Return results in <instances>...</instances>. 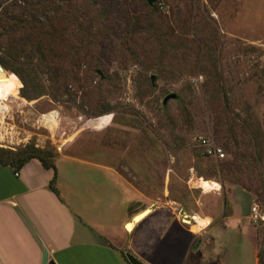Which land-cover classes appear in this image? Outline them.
Listing matches in <instances>:
<instances>
[{
	"label": "rangeland",
	"instance_id": "rangeland-1",
	"mask_svg": "<svg viewBox=\"0 0 264 264\" xmlns=\"http://www.w3.org/2000/svg\"><path fill=\"white\" fill-rule=\"evenodd\" d=\"M4 53L25 85L0 69L2 160L38 147L81 192L117 174L146 264H264V0H6Z\"/></svg>",
	"mask_w": 264,
	"mask_h": 264
},
{
	"label": "crops",
	"instance_id": "crops-1",
	"mask_svg": "<svg viewBox=\"0 0 264 264\" xmlns=\"http://www.w3.org/2000/svg\"><path fill=\"white\" fill-rule=\"evenodd\" d=\"M118 181L107 172L97 181L105 190L81 192L57 167L55 173L37 158L18 170L0 163V264H130L125 254L136 225L127 230L133 208L124 195L126 209L119 210L112 189ZM150 229V223L142 224L135 242L151 249ZM127 235L131 239L122 245ZM133 248L130 254L138 258Z\"/></svg>",
	"mask_w": 264,
	"mask_h": 264
},
{
	"label": "trees",
	"instance_id": "trees-1",
	"mask_svg": "<svg viewBox=\"0 0 264 264\" xmlns=\"http://www.w3.org/2000/svg\"><path fill=\"white\" fill-rule=\"evenodd\" d=\"M6 0H0V4L4 3ZM13 4V3H12ZM12 4L10 3L11 8H13ZM26 5H28L29 7H35L36 5H34L33 3H27ZM18 7V10L21 12L22 9L21 8H25V6L21 7V6H16ZM36 8V7H35ZM34 9V8H33ZM9 15L8 16H4L3 18V29H4V33L6 32V35L8 34V32H11L13 30H15L17 28V21L15 20V17L12 16L11 11H9ZM7 53H4L3 56H0V64L1 66L5 69V70H9L14 72L24 83L25 85V79L20 75V73L12 66L14 63V59H13V55L12 57H6ZM13 62V63H12ZM4 72L5 70L3 68H1ZM22 95L28 97V95H26V93L21 90ZM29 149V148H28ZM30 151L21 157H18L15 160H9V161H5L2 160L0 158V163H9L11 164L15 170H18L23 164H25V162H27L28 160L32 159V158H37L41 161V163L47 167V168H53L55 173H56V166L54 165L53 162H49L48 158L45 156L44 151H42L40 148L38 147H30L29 149ZM53 188V187H52Z\"/></svg>",
	"mask_w": 264,
	"mask_h": 264
},
{
	"label": "built area",
	"instance_id": "built-area-1",
	"mask_svg": "<svg viewBox=\"0 0 264 264\" xmlns=\"http://www.w3.org/2000/svg\"><path fill=\"white\" fill-rule=\"evenodd\" d=\"M199 145L203 148V152L209 157L223 158L225 155L223 149L214 143L213 140L201 138ZM249 216L253 220H261L264 218L255 204L251 205Z\"/></svg>",
	"mask_w": 264,
	"mask_h": 264
},
{
	"label": "bare ground",
	"instance_id": "bare-ground-1",
	"mask_svg": "<svg viewBox=\"0 0 264 264\" xmlns=\"http://www.w3.org/2000/svg\"><path fill=\"white\" fill-rule=\"evenodd\" d=\"M0 101H1V99H0ZM201 181V180H200ZM201 184V187H203V188H207L206 186V184L205 183H203V182H201L200 183ZM199 184V185H200ZM210 184V186L212 187V188H214L213 187V183H209ZM214 189H216V188H214ZM149 213V209H146V210H144L143 212H141V213H139V214H137L134 218H133V220H132V222L130 223V224H128L127 225V230L128 231H131L132 230V228L135 226V224L137 223V222H139L141 219H143L147 214ZM193 220L194 221H189L188 222V225H191L192 226V229H197L200 225H201V227L204 225V221H203V219H201V218H198V217H193ZM207 223V222H206ZM207 226H208V224H207ZM206 226V227H207ZM205 227V226H204ZM202 229V228H201Z\"/></svg>",
	"mask_w": 264,
	"mask_h": 264
},
{
	"label": "water",
	"instance_id": "water-1",
	"mask_svg": "<svg viewBox=\"0 0 264 264\" xmlns=\"http://www.w3.org/2000/svg\"><path fill=\"white\" fill-rule=\"evenodd\" d=\"M153 1H155V0H148L149 3H152ZM0 66H1V64H0ZM1 67H2V66H1ZM2 68H3V67H2ZM152 78H153V77H152ZM176 97H177V95H176L175 93H169V94H167V95L164 97L163 101H162L163 105H165L166 102H167L169 99H171V98H176ZM132 219H133V218H132ZM132 219H131V220H132ZM125 257H126V259L128 260V262H129L130 264H146V263H144L143 261H141L140 259L136 258L134 255L130 254V253H126V254H125Z\"/></svg>",
	"mask_w": 264,
	"mask_h": 264
}]
</instances>
